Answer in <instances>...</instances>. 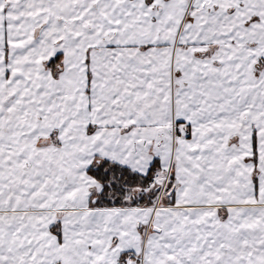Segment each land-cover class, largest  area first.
<instances>
[{"label": "snow or ice", "instance_id": "1", "mask_svg": "<svg viewBox=\"0 0 264 264\" xmlns=\"http://www.w3.org/2000/svg\"><path fill=\"white\" fill-rule=\"evenodd\" d=\"M0 264H264V0H0Z\"/></svg>", "mask_w": 264, "mask_h": 264}]
</instances>
